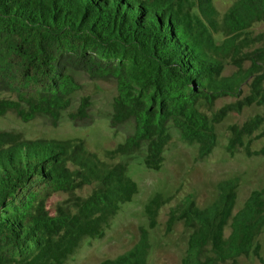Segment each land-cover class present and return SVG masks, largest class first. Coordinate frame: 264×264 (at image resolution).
Wrapping results in <instances>:
<instances>
[{"label": "trees", "instance_id": "trees-1", "mask_svg": "<svg viewBox=\"0 0 264 264\" xmlns=\"http://www.w3.org/2000/svg\"><path fill=\"white\" fill-rule=\"evenodd\" d=\"M262 20L264 0H232L223 12L214 0H0V116L48 115L56 123L79 88L73 71H84L116 82L113 131L132 125L102 156L82 138L24 139L0 130V264H63L83 238L102 237L137 192L128 162L117 157L138 154L145 168L160 169L171 126L197 145L201 159L216 145L215 125L255 104L263 113L231 124L226 148L264 155V146L250 149L256 131L264 136V32L251 31ZM227 64L236 67L230 74ZM225 96L237 101L210 115ZM94 114L84 95L70 119L90 124ZM239 181H219L207 206L189 194L169 208L166 232L177 222L190 229L180 264H243L239 258L251 253L264 264L257 242L264 187L235 210ZM85 186L90 191L80 193ZM59 192L69 196L51 212L47 201ZM171 198L152 195L144 208L148 227L131 248L91 264H147L149 229Z\"/></svg>", "mask_w": 264, "mask_h": 264}, {"label": "rangeland", "instance_id": "rangeland-1", "mask_svg": "<svg viewBox=\"0 0 264 264\" xmlns=\"http://www.w3.org/2000/svg\"><path fill=\"white\" fill-rule=\"evenodd\" d=\"M215 6L225 11L232 0H214ZM252 34L264 32V20L256 22L251 28ZM247 62L244 63L247 66ZM236 69L233 64H227L225 74ZM79 88L72 94L69 108L61 113L59 120L53 123L48 115H40L30 121H23L9 111L0 116V130L20 133L24 139L38 138H82L87 147L102 156L103 152L114 148L124 141L128 132L132 131L131 123L125 124L115 133L109 125V115L112 110L113 98L116 95V82L94 80L84 71H73ZM242 84V94L248 91V81ZM91 98V111L95 118L90 124H75L70 119V113L76 111L82 96ZM236 97L219 98L213 109V115L222 106L236 102ZM258 105L244 106L240 110H231L215 125L217 135L216 145L204 158H199L196 144L183 142L176 128L170 127L171 140L164 150V161L160 169H147L141 163V157L119 156L117 160L128 162V174L137 184V192L131 200L123 203L119 211L112 217L102 237H85L80 247L71 254L63 264H91L103 259L114 258L131 248L139 237L141 227H148L145 215V205L155 193L164 197H172L159 210L157 225L149 229L151 242L147 264H180L184 255L190 229L177 222L172 230L166 232L165 221L170 207L179 203L186 195H193L200 207L209 205L217 194V183L223 179L238 176L237 197L234 209L242 207L252 190L264 187V155H247L242 149L231 154L227 151L230 137L229 126L242 124L256 114H262ZM260 130L250 137V149L259 150L264 146V136L257 137ZM90 186H85L80 193H88ZM68 193L59 192L47 201V208L54 212L59 204L67 199ZM257 242L261 246L260 253L264 257V232L258 235ZM243 264H259V260L251 253L241 256Z\"/></svg>", "mask_w": 264, "mask_h": 264}]
</instances>
